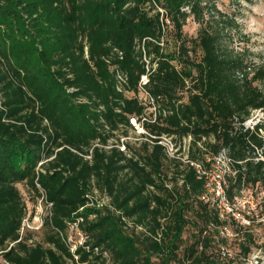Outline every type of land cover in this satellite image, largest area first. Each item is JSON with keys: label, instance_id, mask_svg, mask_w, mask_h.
Listing matches in <instances>:
<instances>
[{"label": "trees", "instance_id": "obj_1", "mask_svg": "<svg viewBox=\"0 0 264 264\" xmlns=\"http://www.w3.org/2000/svg\"><path fill=\"white\" fill-rule=\"evenodd\" d=\"M216 2L0 0V264H105L75 261L56 231L94 189L109 207L85 208L84 229L111 264H244L221 256L232 220L206 201L207 171L223 154L229 205L264 194V119L245 127L264 112V63L229 48L237 25ZM36 184L52 203L41 241L20 234ZM240 237L245 258L256 236Z\"/></svg>", "mask_w": 264, "mask_h": 264}, {"label": "rangeland", "instance_id": "obj_2", "mask_svg": "<svg viewBox=\"0 0 264 264\" xmlns=\"http://www.w3.org/2000/svg\"><path fill=\"white\" fill-rule=\"evenodd\" d=\"M216 5L222 12L234 17L237 25L236 28L228 31L231 35L229 48L233 52H244L247 55L248 63L251 65L258 66L264 63V0H217ZM198 28L199 25L192 18H188L183 31L187 36L194 37ZM258 85L264 90V82ZM263 119L264 112L260 110L252 111L245 122V127L252 128ZM139 133H141L140 130H137L136 133H130L129 140H136ZM187 142L188 139H185L183 144L185 145ZM162 144L166 148L167 155L173 157L176 148L173 147L172 142H169V139H163ZM184 159L183 156L182 160ZM225 171H227V165L222 154L215 160L211 169L207 171L209 191L205 195L206 201H209L211 205H216L223 218H231L232 220L226 229L221 228L222 234L228 236V239L225 245H221L220 252L223 251L229 258L234 257L244 262V264H264V216L261 214L259 205L264 194L256 189L253 191L244 190L235 199V203L229 205L216 194L217 189L215 187ZM20 189L22 194L26 195L23 188L20 187ZM36 199L33 205L30 202L28 203V210L33 207V212L35 211ZM41 207L42 212H44L43 203ZM248 227L255 234L256 243L251 247L247 257L243 258L240 253L239 242L241 241V233ZM34 232H36L34 239L41 241L43 231ZM153 261H156V259L153 258Z\"/></svg>", "mask_w": 264, "mask_h": 264}, {"label": "built area", "instance_id": "obj_3", "mask_svg": "<svg viewBox=\"0 0 264 264\" xmlns=\"http://www.w3.org/2000/svg\"><path fill=\"white\" fill-rule=\"evenodd\" d=\"M146 77L143 76L141 78V82H144ZM117 83H118V90H121V87L124 83H126L125 78L118 74L117 75ZM142 95L145 99H147V93L140 87ZM132 124H134V120H131ZM163 139H168L162 137L161 144ZM170 142V141H169ZM163 145V144H162ZM164 146V145H163ZM121 150L124 149L123 146L119 147ZM89 158V156H86ZM41 164V163H40ZM39 164V165H40ZM198 167V165H196ZM40 191V196L36 199V204L34 206L35 211L33 212L32 216L29 214L22 220L21 227H20V234H22L25 230L29 231H39L42 228L44 217L50 215V209L52 206L51 202H48L43 190L40 188L38 184H36ZM216 194L223 200H225L224 193L219 185V181L216 186ZM109 200L110 198L105 193H100L97 190H92L91 194L88 197L86 204L80 207L77 212H75L71 218L65 221L63 228L56 230L58 236L63 243V245L67 248L68 252L77 261L78 255L76 251L78 249H82L83 251H90L93 249L94 254H99L103 259H105V264L110 263V257L107 251L101 250L99 247H92L90 245V236L84 229L85 225V217L82 215V211L85 208H93V209H102L103 207H109ZM226 201V200H225ZM43 203L44 212H42L41 204ZM95 212L89 213L87 215V220H92L95 218ZM138 230H141V227H137ZM223 232L221 231V234ZM223 235V234H222ZM226 236V235H225ZM222 257L227 256L223 251H221ZM111 264V263H110Z\"/></svg>", "mask_w": 264, "mask_h": 264}]
</instances>
